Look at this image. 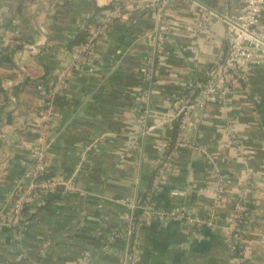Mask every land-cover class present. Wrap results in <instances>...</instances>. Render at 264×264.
Segmentation results:
<instances>
[{
    "label": "crops",
    "instance_id": "obj_1",
    "mask_svg": "<svg viewBox=\"0 0 264 264\" xmlns=\"http://www.w3.org/2000/svg\"><path fill=\"white\" fill-rule=\"evenodd\" d=\"M113 1L145 0H0V43L19 41L7 46L11 65L0 58L5 217L16 186L26 180L37 142L33 124L55 75L68 65L70 43L86 28L101 29L92 64L69 71L43 140L49 171L63 184L54 197L31 203L18 226L0 230V264H125L131 206L145 199L157 162L174 140L179 101L224 48V24L212 26L211 44L185 27L201 19L196 4L227 17L242 4L173 0L163 12L169 31L153 43V12L131 10L104 23ZM258 28L264 31V10ZM148 63L150 74L142 72ZM242 76V89L209 105L197 131L188 132L197 150L176 152L151 198L155 211L182 209L210 217L215 227L191 232L184 223L149 217L137 230L138 264H237L227 228L247 171L254 186L240 249L246 264H264V65H247ZM173 190L187 195L173 198Z\"/></svg>",
    "mask_w": 264,
    "mask_h": 264
},
{
    "label": "built area",
    "instance_id": "obj_2",
    "mask_svg": "<svg viewBox=\"0 0 264 264\" xmlns=\"http://www.w3.org/2000/svg\"><path fill=\"white\" fill-rule=\"evenodd\" d=\"M171 1L173 0H145L134 4L113 1L109 3L111 4V9L105 12L104 23L108 24L113 20H117L131 10L153 12L158 19V25L152 37V42L162 43L164 34L169 31V25L163 12ZM224 1L229 2L230 0ZM241 2V6L235 9L234 13L228 17L196 4L201 19L196 24L185 27L187 31L202 34L206 38L207 43L211 44L216 40L215 35L212 33V26L224 24V48L215 61L205 70L203 78L194 81L179 101L172 117L173 122L177 126L174 140L167 145L165 152L157 162L145 199L140 205L131 206L136 211L131 213V218L124 233V238L128 242L125 264H138L137 230L139 225L149 217L158 216L184 223L191 232L215 227L213 219L210 217L202 218L189 214L182 209L155 211L151 198L161 188L163 181L170 174L176 152L183 149L197 150V146L188 139L187 134L188 132L197 131L200 117L207 107L218 101L225 103L231 94L242 89V69L245 66L264 65V31L258 28L259 15L264 10V0H241ZM100 32V27L95 28L83 44L65 53L68 65L55 75L49 86V91L39 112L38 119L33 124L37 142L31 148V164L28 168L26 180L18 184L14 190L9 216L0 215V230L18 226L22 221L24 211L31 203L55 194L60 185L63 184L54 177L38 180V177L49 171L43 140L47 136L46 134L54 115L50 97L62 94L65 80L70 70H77L82 66L92 64L94 59L93 43ZM9 45H19V41L13 40L0 43V51ZM151 70L152 63H148L143 67L142 72L150 74ZM233 132L234 129L228 127V134L231 135ZM231 139L232 143L237 141L233 137ZM253 186L254 178L247 171L245 172L244 184L233 204L227 228L229 236L228 249L236 259L237 264H246L243 251L240 249V236L249 216V198ZM186 195L187 190H173L170 192V196L173 198H184ZM216 207H218L217 199L212 202V208L215 209ZM261 241L264 242V239Z\"/></svg>",
    "mask_w": 264,
    "mask_h": 264
},
{
    "label": "trees",
    "instance_id": "obj_3",
    "mask_svg": "<svg viewBox=\"0 0 264 264\" xmlns=\"http://www.w3.org/2000/svg\"><path fill=\"white\" fill-rule=\"evenodd\" d=\"M109 9H111V4H109L105 10L108 11ZM113 21H115V20H113ZM90 35H91V30L89 28H86L83 33H81L75 37V40L72 43H70L68 49L72 50L73 48L83 44L90 37ZM0 58L2 60V63H6L8 65H11L9 55H8V47H4L1 49ZM48 91H49V88H48ZM58 99H60V95H53L52 97H50V100L52 102V106H53L54 110H55V106H56V101ZM176 128H177V126L175 124V134H176ZM51 178H53V176L50 173V171H48L46 174L42 175L41 177H38V180H46V179H51ZM49 196H51L50 198H52V197H54V194H51ZM248 210H250L249 206H248Z\"/></svg>",
    "mask_w": 264,
    "mask_h": 264
}]
</instances>
